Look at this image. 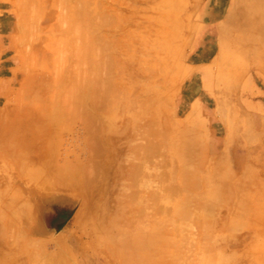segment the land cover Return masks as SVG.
<instances>
[{
    "label": "rangeland",
    "instance_id": "374dc122",
    "mask_svg": "<svg viewBox=\"0 0 264 264\" xmlns=\"http://www.w3.org/2000/svg\"><path fill=\"white\" fill-rule=\"evenodd\" d=\"M88 1L105 25L82 66L60 44L69 23L58 0H0L1 90L13 109L0 136L26 156L12 157L5 181L12 207L24 204L0 226V264H264V63L249 54L219 77L223 42L237 38L231 0H208L198 30L169 50L156 20L169 0ZM166 183L181 215L150 204ZM62 207L70 216L54 225Z\"/></svg>",
    "mask_w": 264,
    "mask_h": 264
},
{
    "label": "bare ground",
    "instance_id": "6f19581e",
    "mask_svg": "<svg viewBox=\"0 0 264 264\" xmlns=\"http://www.w3.org/2000/svg\"><path fill=\"white\" fill-rule=\"evenodd\" d=\"M58 1L66 9V13H63L61 15L62 22H68L69 23L67 29H65V32H64L65 36L63 38V42H60V44H64L69 48V54L70 55L67 57V59L69 57H71V55H73V57H74V60H70V59H72V57L69 58V63L71 62L69 65L72 64V61L74 64L78 61L79 65L81 63V65L83 66L84 64L87 63V61H89V59L94 57V56L92 57V54H96V51L99 48L98 46H100V45H98L100 43V41L97 37V32L102 28L101 26L104 23V21H103L104 18L100 19V21H94L93 18H91V16L88 14V11H87V5L89 3L88 0H85L82 2H79L78 0H58ZM169 1L170 2H168L167 4H164L161 7V10H159V13L157 14L158 18L156 19L158 22L157 33L159 34L160 40L163 43L162 45H163L164 49L166 48V50H169L172 47H174V45H176V43L182 38L183 33L185 32V29L188 28L191 31L198 30L201 22L205 18V11L207 8V1L208 0H193L194 1V8L192 10L193 15L191 17H189L188 19H185L182 14L185 12V10L187 8H189V2L192 0H169ZM259 3H264V1L263 0H231L230 9H229L228 13L225 15V17L231 23L232 27L234 29H236L237 38L233 39L232 41H229V43L228 42L226 43V41L223 42V46H222L223 48H222V51L220 53V57H221L222 62L224 64V66L222 68V69H224V71H223V73L219 74V77L221 79L222 78H224V79L228 78L229 74L233 70L238 69L243 64L247 63V61L250 57L249 54H251V56L253 57V60L255 61L254 63H264V12H262V10H260L261 6ZM104 25H105V23H104ZM63 31H61V34H64V33H62ZM79 43H81V45H80L81 48H77ZM231 43H232L231 46L233 47V50L229 49V48H231L230 47ZM63 46H62V48H65ZM66 48H65V50H68ZM58 49H60V48H58ZM76 49H78V51H80V49H82L81 51H83V54H81L82 52H80V53H78L79 55L76 54V57H75V52L77 51ZM60 51H61V49H60ZM177 52L178 51H176L175 53H177ZM67 59H65V60L67 61ZM74 66L76 67V65H74ZM230 68H232V69H230ZM95 71H96L95 69H92V75L97 74ZM78 74H80V72ZM71 76H72V74L70 75L69 79L71 78ZM87 77H88V75H87ZM87 77H85L86 78L85 80L88 82V84L90 86L91 82H93L92 81L93 76H91V73L89 72V77L88 78ZM76 78H77V75L75 76V74H74L72 79H71L72 83L70 82L71 83L70 85H72L71 90L76 88L75 86H77V88L79 87L77 85L79 83V81ZM79 80H83V79H79ZM85 80H84V82H85ZM67 82H69V80ZM94 82H96V81H94ZM82 83H80V85ZM83 86H82V88H83ZM93 86H95V85H93ZM87 88H85V89H87ZM91 91L92 90H90V92ZM93 92H95V91H93ZM79 95H82V94H79ZM84 95H85V93H84ZM90 95H91V93H90ZM148 153H150V152L148 151ZM150 155H149V157H150ZM148 160H150V159H148ZM144 161H147V160L145 159ZM144 161H142V163ZM139 175H140V173H139ZM139 175H138V177H139ZM139 178H141V177H139ZM164 181H167V180H164ZM169 184L166 183L165 185L170 187ZM166 189L167 188H165V190ZM171 189H172V187L169 188L168 195H166L162 198L156 197L159 194L158 195L155 194L153 196L151 195V197H150L151 203L150 202L149 203L151 205L152 204L154 205V206L153 205L152 206H153V210L156 213L165 214L169 209V206H170L169 204L175 206L174 210L177 211V208H178V210H180L178 205L180 206L181 200H178L177 197H176L177 198L176 201L172 200V198L174 196L178 195V192L176 194L173 191H171ZM136 192H135V195H137ZM156 192L158 193V190H156ZM150 204L148 206H150ZM145 209H147V207ZM68 210L69 209L67 207L55 208L54 211L50 213V215L55 220L54 225L60 226V225H63L67 221V219L70 216V213L68 212ZM179 215H181V213H179ZM140 217H142V215ZM140 217H138V218H140ZM150 235H152V234H150ZM154 235H156V234H154ZM166 235L164 236V240L162 242L161 249L169 247L168 242H166V238H165ZM136 238H138V237H136ZM140 241H138L139 244H140ZM137 251H139V250H137ZM140 253H141V251H140ZM199 256L202 257V255H199ZM132 257L134 258V256H132ZM147 257H149V256H147ZM130 258H131V256H130ZM141 258H143V257H141ZM136 259L137 258H134V260H136ZM149 259H150V257H149ZM151 260H147V261H151ZM136 261L140 264L141 260L139 261V259H138ZM200 261H199V263H200ZM204 261H206V259ZM131 262H132V259H131ZM133 262H135V261H133ZM137 262H135V263L138 264ZM195 262L196 261H194L193 263H195ZM201 262H203V260ZM210 262H211V260L209 261V264H210ZM142 263L144 264V260L141 261V264ZM132 264H134V263H132ZM148 264H151V263H148ZM202 264H206V263H202Z\"/></svg>",
    "mask_w": 264,
    "mask_h": 264
},
{
    "label": "crops",
    "instance_id": "0c3cea01",
    "mask_svg": "<svg viewBox=\"0 0 264 264\" xmlns=\"http://www.w3.org/2000/svg\"><path fill=\"white\" fill-rule=\"evenodd\" d=\"M7 77L6 79H8ZM9 80V79H8ZM2 83L4 81L0 80V128L1 126L5 127L6 125H11V116L13 113L12 108H7L5 106V100L6 95L2 92ZM2 136V134H1ZM0 136V226L3 227H9L11 222V216L12 211L19 210L20 206L24 204V201L21 203H16L14 207H12V201H11V194L14 193L12 190V186H7L5 181L10 178L11 176V159L12 157H26L22 153L21 154H13V144L11 143L10 138L3 135ZM21 145V144H20ZM22 146V145H21ZM16 193H22L23 191H15ZM39 201V200H38ZM37 201V206L39 202ZM16 213L19 215V219H17V223L21 226L24 222L22 219V216H20V212L16 211ZM6 231V228L4 229ZM36 231V229H35ZM7 235H10L8 233ZM21 236V234H18ZM3 241L2 238L0 239V242L6 243V240H9L6 235H3ZM10 237V236H9ZM4 253H6V250H4ZM6 256L3 255L4 260L2 261V264H8L9 261H6Z\"/></svg>",
    "mask_w": 264,
    "mask_h": 264
}]
</instances>
